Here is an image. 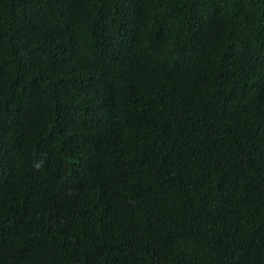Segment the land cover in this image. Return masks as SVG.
<instances>
[{"label":"trees","instance_id":"trees-1","mask_svg":"<svg viewBox=\"0 0 264 264\" xmlns=\"http://www.w3.org/2000/svg\"><path fill=\"white\" fill-rule=\"evenodd\" d=\"M0 264H264V0H0Z\"/></svg>","mask_w":264,"mask_h":264}]
</instances>
